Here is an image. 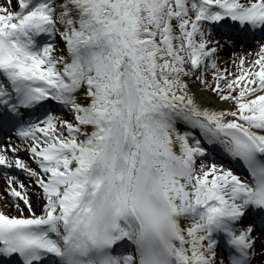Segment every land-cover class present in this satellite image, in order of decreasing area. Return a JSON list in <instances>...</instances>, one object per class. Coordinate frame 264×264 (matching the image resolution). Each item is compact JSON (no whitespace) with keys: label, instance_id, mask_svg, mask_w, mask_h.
I'll return each mask as SVG.
<instances>
[{"label":"snow or ice","instance_id":"6c2138e0","mask_svg":"<svg viewBox=\"0 0 264 264\" xmlns=\"http://www.w3.org/2000/svg\"><path fill=\"white\" fill-rule=\"evenodd\" d=\"M0 264H264V0H0Z\"/></svg>","mask_w":264,"mask_h":264}]
</instances>
